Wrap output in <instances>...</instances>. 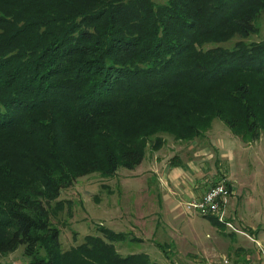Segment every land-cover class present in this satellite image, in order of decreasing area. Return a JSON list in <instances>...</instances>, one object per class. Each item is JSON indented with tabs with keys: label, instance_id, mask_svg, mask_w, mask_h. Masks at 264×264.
Here are the masks:
<instances>
[{
	"label": "trees",
	"instance_id": "trees-1",
	"mask_svg": "<svg viewBox=\"0 0 264 264\" xmlns=\"http://www.w3.org/2000/svg\"><path fill=\"white\" fill-rule=\"evenodd\" d=\"M261 10L264 0H0V254L21 244L22 264H157L121 254L125 232L102 225L62 248L49 202L81 174L139 163L161 133L187 141L214 117L241 140L264 133V39L223 44L256 32Z\"/></svg>",
	"mask_w": 264,
	"mask_h": 264
},
{
	"label": "rangeland",
	"instance_id": "rangeland-1",
	"mask_svg": "<svg viewBox=\"0 0 264 264\" xmlns=\"http://www.w3.org/2000/svg\"><path fill=\"white\" fill-rule=\"evenodd\" d=\"M256 23V32L245 37L234 35L223 44L230 45L240 38L264 39V10L258 13ZM160 135L161 145L153 150L148 143L142 159L134 166H118L110 174L93 170L60 188L55 199L49 202L48 217L58 228L62 248L78 243L84 234L97 233L101 225L125 232V239L116 242H121L117 247L121 254L142 251L157 264H220L223 256L229 259L235 256L237 244L253 248L255 244L246 236L238 232L227 234V227H218L198 213L187 211L171 219V213L160 211L158 197L147 196L146 189L154 191L157 187L154 155L161 156L164 151L165 156L178 150L184 158L193 151L192 159L203 168L199 174L225 177L222 172H226L231 178L234 189L226 211L228 214L234 208L236 211L230 214L240 215L242 223L228 214L233 224L240 228L244 224L261 225L264 223V133L255 139L241 140L223 120L214 117L202 135L193 139L180 141L167 133ZM220 150L227 153L225 159L220 157ZM163 163L158 161L160 165ZM55 200L60 201L58 207ZM156 243L163 244L165 251ZM242 245L239 246L243 248ZM248 253L255 257L253 251ZM26 259L21 244L0 254V264H22Z\"/></svg>",
	"mask_w": 264,
	"mask_h": 264
},
{
	"label": "crops",
	"instance_id": "crops-1",
	"mask_svg": "<svg viewBox=\"0 0 264 264\" xmlns=\"http://www.w3.org/2000/svg\"><path fill=\"white\" fill-rule=\"evenodd\" d=\"M163 152L160 153L161 156H158L156 154L153 158L155 163L153 171H155L157 174L156 190L153 191L146 189V195L150 197H158L160 211L165 214L171 213V219H176V217L180 216V214L187 212L183 205L185 200L201 195L207 188V186L211 184L217 176L219 178L222 176L217 175L216 177L213 176L210 178L205 176L203 173L199 174V170L203 168L198 167L196 161L192 159L193 151L190 154H185L186 156L184 158L181 157L182 151L172 150L171 153H165V156ZM226 154L227 153L223 150L219 151L220 157H223L224 159L226 157ZM169 155L174 156L172 158L174 163H171V159L167 160V157ZM158 161H163L164 163L160 165L158 164ZM222 173L223 175H225V177H222V179L228 181L230 185V191L228 194L229 202L233 195L234 186L232 185L230 181L231 178L228 177L227 173ZM233 204H235V202H233ZM234 211L236 210L232 208V210L230 209L228 214L233 213ZM230 215L235 217V215ZM236 218L238 219V222H240L241 216L239 215L234 219ZM241 227L246 230L247 228L250 230L253 229L254 233L251 232V234L254 236V238L262 243L264 242V223L255 226L254 224H244L241 225ZM120 244L121 242H119L118 245H116L115 243L116 246H121ZM253 244H255L254 241ZM239 245L242 244H237L235 246V256L232 259L228 258L231 262L236 264H264V258L261 255L256 244L253 246V248L243 245V248H241V246ZM249 251H253L255 257L252 256L251 253H248ZM237 252H240L241 256H239V254L236 255Z\"/></svg>",
	"mask_w": 264,
	"mask_h": 264
},
{
	"label": "built area",
	"instance_id": "built-area-1",
	"mask_svg": "<svg viewBox=\"0 0 264 264\" xmlns=\"http://www.w3.org/2000/svg\"><path fill=\"white\" fill-rule=\"evenodd\" d=\"M229 190L224 182L219 179L207 186L203 193L197 197H192L184 201V208L189 212L198 213L200 215H212L218 221L222 222L225 227L234 232H238L250 240L254 241L258 246L261 255L264 258V242H260L254 236L233 224L228 218L226 205L228 202ZM220 264H236L231 262L227 257L223 256Z\"/></svg>",
	"mask_w": 264,
	"mask_h": 264
}]
</instances>
